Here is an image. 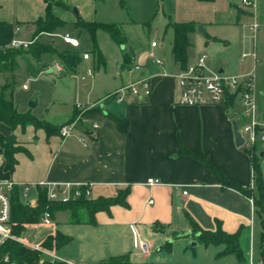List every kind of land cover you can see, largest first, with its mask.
<instances>
[{
  "label": "crops",
  "instance_id": "0c3cea01",
  "mask_svg": "<svg viewBox=\"0 0 264 264\" xmlns=\"http://www.w3.org/2000/svg\"><path fill=\"white\" fill-rule=\"evenodd\" d=\"M82 1L69 0L68 5L78 7L79 19L97 22L90 8H82ZM252 1L253 6H244L238 0H161L162 12L168 18L162 42L138 41L125 34L126 44L119 46L100 31L97 42L101 57L92 48L83 51L82 57L88 53L90 60L83 59L77 72H58L54 65L59 60L49 56L43 58L50 67L36 70L30 66V77L20 88L30 92L29 83L47 80L52 91L41 96L34 90L28 94L24 108H32L38 119L56 126L78 115L76 103L97 104L132 81L151 78L152 95L148 101L101 105L88 113L85 126H79L66 141L58 134L47 136L33 126L13 131L0 124V132L5 136L14 134L25 150L16 155L14 173L2 172L1 178L19 185H89L91 198H112L119 191L129 190L127 206L115 205L108 212L98 213L93 225L72 224L67 212H57L56 224L47 230L48 237L61 234L68 242L49 252L75 264H103L123 257L129 264H240L236 255L228 253L226 244L205 245L199 240L202 233L223 232L239 234L244 264H264L262 228L251 197L224 186L219 174L212 170L231 183L254 188L252 159L246 146L237 147L233 125L236 123L242 131L250 121L248 112L239 98L230 103L229 97L224 105L216 106L179 104L180 91L174 76L181 67L172 57L174 31L169 27L178 23L196 25V31L189 36V64L205 55L214 72L254 74V93L264 129V0ZM46 7L45 0H0V49L13 39L33 41L35 23L45 17ZM53 13L73 27V33L67 26L56 35L69 34L81 43L79 31L74 28L79 19L72 10L55 7ZM252 25L258 26L254 34L249 30ZM48 37L42 35L40 41L46 42ZM49 42L56 48L57 40ZM154 42L156 47H152ZM253 52L256 60L242 58ZM132 58L141 71L128 73ZM156 59L163 65H157ZM88 69H93L94 75L82 81L77 74L84 71L85 75ZM0 76L5 79L2 89L9 78H14L13 73ZM14 88H9L5 97L16 102ZM117 120L124 122L125 130L119 128ZM93 123L100 126L96 133L88 130ZM84 131L82 143L79 138ZM255 154L264 181L263 142H258ZM149 179H159L163 185L149 187ZM184 191L187 195H183ZM140 241L148 243V252L141 251Z\"/></svg>",
  "mask_w": 264,
  "mask_h": 264
},
{
  "label": "trees",
  "instance_id": "16d2710c",
  "mask_svg": "<svg viewBox=\"0 0 264 264\" xmlns=\"http://www.w3.org/2000/svg\"><path fill=\"white\" fill-rule=\"evenodd\" d=\"M69 0H45L47 5L45 17L36 21V32L33 43L28 50L10 49L7 53L0 51V74L14 73L17 69V59L25 56H32L34 59H41L42 57H56L64 66V72L67 75L76 72L78 66L83 61V57L78 49L72 48L70 51L60 52L53 47L52 43L45 44L40 41V37L45 34H60L68 26L66 22L56 17L53 13L55 7H61L64 10H72L68 5ZM174 31V42L172 47V57L175 63L179 64L181 69H185L188 63V51L192 44L190 42V34L196 31L194 23H178L169 25ZM74 28L79 31L78 38H81L82 33L88 35L89 41L92 44V52L96 53L98 58L101 57L98 48L97 34L98 32H105L110 38L119 46L126 44V36L122 27L114 24H101L97 22L87 23L79 19ZM126 61L129 62V56H125ZM8 88L3 87L0 94V124H5L13 131L22 128L24 131L28 126H33L35 129H42L47 136L59 135L60 129L63 125L56 126L48 121L38 119L32 112V108L26 112H22L14 99H7L5 92ZM234 96L230 97V103L233 102ZM32 104H35L32 102ZM77 116V115H76ZM75 116V117H76ZM74 117V118H75ZM73 118V119H74ZM72 119V120H73ZM117 124L121 130H125V124L117 120ZM0 149L3 152V159L5 162L4 172L14 173L18 161L16 155L25 151L17 141L14 134L5 136L0 132ZM252 159L254 168V188L250 186L242 187L231 183L220 172L212 170L219 174L224 186L233 188L241 192L244 196L254 199V205L257 215L260 219L262 235L261 247L264 252V181L259 164L258 156L255 151L247 150ZM205 161V160H204ZM207 163V161H206ZM84 190V188H80ZM129 195V190L119 191L115 197L105 198H86L85 196L73 200L69 203L53 202L48 199V190L46 188L38 189V202L36 207H29L22 203L18 191L11 196L12 217L11 223L13 225V234L22 236L29 226L39 225L45 213H49L52 218L57 212L64 211L70 214V221L72 224H95V216L100 212H108L112 206L122 205L127 206L126 198ZM201 243L205 245L210 244H226L228 246V253L237 256L240 264H244L243 253L239 246V234L227 235L223 232L219 233H202L199 237ZM68 242L66 237L57 234L54 237H48L42 244L44 249L51 251L53 249H60ZM10 256L15 264H39L41 260L40 253L32 251L24 245L6 241L0 245V258ZM45 264H51L49 258L45 259ZM64 264V263H55ZM103 264H129L127 258L112 259Z\"/></svg>",
  "mask_w": 264,
  "mask_h": 264
},
{
  "label": "built area",
  "instance_id": "2783aa9c",
  "mask_svg": "<svg viewBox=\"0 0 264 264\" xmlns=\"http://www.w3.org/2000/svg\"><path fill=\"white\" fill-rule=\"evenodd\" d=\"M244 6H253L255 2L252 0H242ZM257 25L250 26L249 30L254 34L257 30ZM59 37L65 44L72 48L79 49L81 43L78 39L72 37L69 34L53 35ZM32 42H23L13 39L11 43L0 49L2 53H7L10 49H23L28 50L32 45ZM157 43H152V47H156ZM252 57L256 60V53L243 54L242 58ZM151 58H154L151 54ZM84 60H90L88 53L83 55ZM155 63L159 66L163 65V62L159 59L155 60ZM54 69L58 72H63L64 68L60 63L54 65ZM141 71V66L136 62L135 58H132L128 73ZM94 75L93 69L85 71V75L81 77L82 81L87 78H91ZM174 78L177 80L180 98L179 104L188 107H204V106H216L224 105L228 98L234 96L239 98L244 108L249 115V123L242 131H240L242 137L245 140L244 146L250 151H255L256 145L259 141L264 143V129L263 124L260 121L258 112L257 99L254 93V74H248L244 76H232L226 75L220 72H214L209 69L207 65V57L205 55L200 56L194 63H190L185 69H181ZM152 95L151 78L146 76L139 80L132 81L122 88L106 95L100 103L97 104H82L76 103L75 108L78 115L71 121L63 124L60 129L59 136L62 141H66L72 138L79 126H85V117L93 109L104 105L106 103H144L150 99ZM86 131V128H84ZM89 131L96 133L100 130V126L97 123H93L90 126ZM85 131L84 135L79 138L82 143H85ZM5 162L0 160V175L4 172ZM254 168H253V185H254ZM149 187L161 186L163 182L159 179H149L146 183ZM253 187V186H252ZM46 188L48 190V199L53 202L69 203L73 200H77L83 196L91 198V187L89 185L73 186V185H58L50 183H38V184H24L19 185L11 179H3L0 176V245L6 241H13L24 245L25 247L40 253L41 260L39 264H45L44 257H49L51 264L64 263L75 264L70 261L59 259L55 254L44 249L42 243L33 244L13 234V225L11 223L12 207L11 196L15 191L20 194L21 201L24 205L29 207H36L38 202V189ZM80 188H84L81 190ZM34 192L35 196L32 197L31 193ZM183 195H187L184 191ZM251 201L254 203V199L251 197ZM152 203V202H150ZM49 213H45L41 223L35 226L52 227L53 221ZM139 247L143 253L149 251L150 246L148 243L140 241ZM0 264H15L10 256L6 255L0 258Z\"/></svg>",
  "mask_w": 264,
  "mask_h": 264
},
{
  "label": "rangeland",
  "instance_id": "374dc122",
  "mask_svg": "<svg viewBox=\"0 0 264 264\" xmlns=\"http://www.w3.org/2000/svg\"><path fill=\"white\" fill-rule=\"evenodd\" d=\"M238 1L241 2L242 0ZM81 4L82 8L86 7V9H91V15L93 18H95V21L118 25L122 27L127 36H135V40H145V42H151L154 39H159L161 42L164 40V32L167 28L168 18L165 17L164 13L162 12L161 0H84ZM74 9L79 10L78 7H72V12ZM68 30L73 33L72 26H68ZM45 35L49 36V39H55L58 41L56 49H58L61 53L71 50V48L66 46L59 37L53 36L56 34ZM49 39L42 43L49 44ZM80 40L81 49H79V52L81 54L83 51L90 50L92 48V44L85 32L82 33ZM40 61L42 63H39ZM32 65L33 67H36L37 70L40 68H47L49 63L43 57L39 60L34 59L32 56L20 57L17 59V69L12 76L14 77L13 81L10 78L7 80L8 85L6 88H8V90L9 88H16H14L15 100L16 103L21 102L20 110L22 112L28 110L27 108H24V106L27 105L26 101L28 94H31L32 92H35L34 90H37V92H39L42 96L46 95L47 93H51L50 91H52L49 89L50 83L48 84L47 80H41L40 83H29L31 88L30 92L23 91V89L20 88L22 83H24L27 78L30 77V75H28V71ZM77 76L79 78L84 76V71H81L80 74L78 72ZM89 79L90 78H87V81H89ZM3 85H5V79L4 76H0V93ZM9 93L7 94L8 97ZM31 196H35V193L32 192ZM68 215L70 216V214L67 212L66 216ZM52 221L54 224H56L54 218ZM48 228L49 227L44 226H30L27 228L22 238L30 243L39 244L41 241H44L48 238ZM44 259L46 258L44 257Z\"/></svg>",
  "mask_w": 264,
  "mask_h": 264
},
{
  "label": "water",
  "instance_id": "95a60500",
  "mask_svg": "<svg viewBox=\"0 0 264 264\" xmlns=\"http://www.w3.org/2000/svg\"><path fill=\"white\" fill-rule=\"evenodd\" d=\"M73 13L77 16V18L79 19V12L77 11V9H74L73 10ZM200 32H202V29L199 28L198 29ZM234 125V134H235V142H236V145L237 147H243L244 144H245V140L244 138L242 137L239 129H238V126L236 123L233 124ZM186 238H190L191 235H185ZM194 244V245H193ZM196 244L195 243H192V246H195Z\"/></svg>",
  "mask_w": 264,
  "mask_h": 264
}]
</instances>
